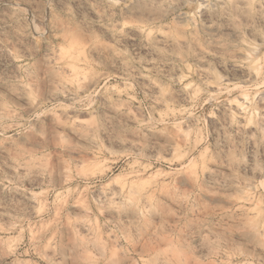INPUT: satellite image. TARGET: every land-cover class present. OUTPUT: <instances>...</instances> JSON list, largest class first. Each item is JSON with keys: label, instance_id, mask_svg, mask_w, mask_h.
<instances>
[{"label": "rangeland", "instance_id": "obj_1", "mask_svg": "<svg viewBox=\"0 0 264 264\" xmlns=\"http://www.w3.org/2000/svg\"><path fill=\"white\" fill-rule=\"evenodd\" d=\"M239 1L0 0V264H264Z\"/></svg>", "mask_w": 264, "mask_h": 264}, {"label": "bare ground", "instance_id": "obj_2", "mask_svg": "<svg viewBox=\"0 0 264 264\" xmlns=\"http://www.w3.org/2000/svg\"><path fill=\"white\" fill-rule=\"evenodd\" d=\"M234 1H235V0H234ZM200 2H201V1H200ZM202 2H203V0H202ZM204 2H205V1H204ZM228 2H229V1H228ZM239 2H240V1H239ZM239 2H238V3H239ZM244 2H245V1H244ZM244 2H243V0H242V2H240V3L243 4ZM235 3H236V2H235ZM236 4H237V3H236ZM202 5H203V4H202ZM205 5H206V4H204L203 6H205ZM240 5H241V4H240ZM206 6H207V5H206ZM201 7H202V6H201ZM203 8H204V7H203ZM248 56H249V55H248ZM253 63H254V62H253ZM247 77H249V76H247ZM239 86H240V85H239ZM216 88H218V87H216ZM241 95H242V94H241ZM239 96H240V95H239ZM240 99H241V98H240ZM235 100H236V99H235ZM228 101H229V100H228ZM238 102H239V100H238ZM238 102H237V103H238ZM237 103H236V104H237ZM239 104H240V103H239ZM224 105H225V104H224ZM227 105H228V104H227ZM227 105H225V106L227 107ZM231 105H232V104H231ZM231 108H232V107H231ZM237 109H238V108H237ZM230 110H231V109H230ZM231 111H235V112H236L235 109H234V110H231ZM231 111H229V112H231ZM238 111H239V110H238ZM241 111H242V110H241ZM231 113H232V112H231ZM239 113H240V112H239ZM261 114H262V113H261ZM230 115L233 116V113L230 114ZM263 115H264V114H263ZM235 116H236V115H235ZM235 116H234V117H235ZM237 116H238V115H237ZM262 118H264V116H263Z\"/></svg>", "mask_w": 264, "mask_h": 264}]
</instances>
